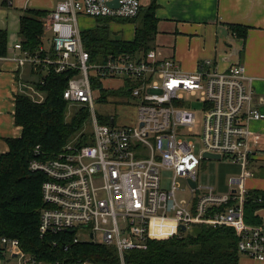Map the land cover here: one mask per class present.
I'll list each match as a JSON object with an SVG mask.
<instances>
[{"label":"built area","instance_id":"obj_1","mask_svg":"<svg viewBox=\"0 0 264 264\" xmlns=\"http://www.w3.org/2000/svg\"><path fill=\"white\" fill-rule=\"evenodd\" d=\"M4 1L12 5V0ZM113 1L119 7H112ZM141 7V0H61L45 18L49 47L31 53L17 42L13 49L19 55L12 50L0 56V61L30 66L41 75V85L51 73L74 72L63 98L90 112L91 142H69L50 158L42 157L37 147L29 163L32 172L45 177L40 235L73 233L75 244L114 246L118 264H125L126 252L145 250L150 240L173 238L182 226H226L239 237L242 255L264 262V218L259 225L247 224L244 218L246 180L253 176L247 169L254 155L252 126L264 120L256 78L243 65L221 70L210 60L205 62L210 68L184 72L177 60L161 58L155 48L145 55L121 54L93 62L84 48L80 17L134 19ZM106 80L121 82L114 89L126 105L134 104V124L98 118L95 101H100L101 92L95 86H104ZM193 103L202 104V109L197 111ZM197 112L202 113L200 127ZM198 127L200 133L195 134ZM193 138L199 141V153ZM204 153L243 164L236 193L219 194L214 187L198 184ZM163 170L172 173L168 189ZM180 179L186 189H181ZM0 247V264H45L25 253L17 239L2 237Z\"/></svg>","mask_w":264,"mask_h":264},{"label":"trees","instance_id":"obj_2","mask_svg":"<svg viewBox=\"0 0 264 264\" xmlns=\"http://www.w3.org/2000/svg\"><path fill=\"white\" fill-rule=\"evenodd\" d=\"M156 10V0H153L150 6L141 7L134 19L98 18L96 28L82 32L84 48L91 60L100 61L121 54L145 55L154 49L158 33ZM49 13L32 8L21 11L19 37L24 50L35 53L46 44L44 18ZM118 20L137 23L132 40L111 38L110 23ZM229 28L238 37L246 38V27L229 25ZM7 54L8 32L0 30V56ZM73 75L72 71L51 73L46 76L44 85L40 84L39 78H28L22 82H27L28 87L33 86L36 92L44 94L39 100H34L25 89H20L16 95L14 117L16 125L22 128V134L19 138L7 139L9 151L0 155V240L2 237L19 240L25 253L45 264L81 260L118 264L119 255L114 246L75 244L73 233L42 237L39 232L41 211L44 208L42 185L45 177L29 168L35 149L39 147L41 156L50 158L61 152L69 142L77 141L80 145L91 142L87 140L90 133L85 132L90 123L89 110L78 106L69 118L70 105L63 98ZM95 88L100 90V101L104 103L109 97L119 95V92L104 88L102 84H97ZM261 199L264 200V191L247 193L244 204L247 224L262 223L258 214L264 209ZM238 241L239 237L233 228L194 226L170 239L150 240L145 250L126 252L125 264H241ZM65 247L68 249L65 250Z\"/></svg>","mask_w":264,"mask_h":264},{"label":"crops","instance_id":"obj_3","mask_svg":"<svg viewBox=\"0 0 264 264\" xmlns=\"http://www.w3.org/2000/svg\"><path fill=\"white\" fill-rule=\"evenodd\" d=\"M59 1L12 0V5H8L0 0V30L8 32V51L13 50L19 55L13 46L17 42L21 43L19 30L22 10L32 8L51 13ZM152 1L141 0V5L146 8ZM156 4L158 33L154 46L161 58H174L184 72H195L200 66L210 68L205 65L207 60L221 70L243 65L246 73L256 78L257 105L264 111V0H156ZM90 19L97 22L95 18ZM136 24L120 20L110 23L111 38L132 40ZM229 25L246 27V38L235 35ZM33 73L36 74L28 65L0 61V155L9 151L7 139L21 137L22 128L16 125L14 117L15 98L20 89L28 90L22 86V82L28 78L30 80ZM38 76L40 79L41 75ZM252 132L254 155L251 163L262 167L264 172V120L254 123ZM241 167L244 172L245 167ZM239 180L232 178L231 183L238 184ZM247 182L248 179V192L264 191V182L251 185H247ZM227 188L228 185L224 187L226 192ZM258 214L264 218V209ZM240 259L241 264H264L242 254Z\"/></svg>","mask_w":264,"mask_h":264},{"label":"rangeland","instance_id":"obj_4","mask_svg":"<svg viewBox=\"0 0 264 264\" xmlns=\"http://www.w3.org/2000/svg\"><path fill=\"white\" fill-rule=\"evenodd\" d=\"M16 11V9L14 8ZM80 27L82 30L95 27L97 22L94 19H90L84 16H81L79 19ZM49 38V33H46V39ZM46 46L49 47L50 42L48 39L45 42ZM30 80H38L37 75H33ZM121 84L118 80H106L104 86L106 88H112L110 90H114L115 92H119V90H115V87H118ZM24 87L28 89L27 94L31 95V97L36 100L44 97L43 93L36 92L33 86L28 87L27 82L23 83ZM97 94V92H96ZM190 101L194 100V97L189 99ZM108 103H102L99 100L95 101L96 105V112L98 118L103 123H110L111 118H115L117 125H132L136 122V109L132 108L134 105L130 103L128 105L125 104L124 98L122 97L121 93H119L116 97L108 98ZM193 106L196 108L197 111L202 109V104H195ZM75 107V108H74ZM78 106L70 105L68 110L69 118L74 113ZM197 119L200 127V123L202 121V113L197 112ZM199 127L195 130V134H199ZM92 125L91 119L90 123L86 126L85 132L91 133ZM76 140V139H75ZM74 140V141H75ZM196 145V152L199 153V141L198 139H192ZM243 164L239 161H234L229 158H223L221 160H213V159H203L202 164L199 168L198 172V184L201 186H211L214 187L219 194H230L232 190L238 189V184H232V178H241V174L243 173ZM242 168V169H241ZM249 171L252 172L254 175L248 179L247 185H251L252 183H259L262 184L264 182V172L262 167H257L256 164L253 162L249 166ZM172 173L169 171H162V178H163V186L165 189L170 187V179ZM227 192L224 190V187L227 186ZM180 187L181 189H186V183L184 180L180 179ZM180 198H183V194L179 195ZM97 240H102V234L98 232Z\"/></svg>","mask_w":264,"mask_h":264},{"label":"water","instance_id":"obj_5","mask_svg":"<svg viewBox=\"0 0 264 264\" xmlns=\"http://www.w3.org/2000/svg\"><path fill=\"white\" fill-rule=\"evenodd\" d=\"M110 5L112 7H115V8L119 7L118 1H113V2L110 3ZM112 123H114V119H112ZM203 159L221 160L222 159V156L219 155V154H214V153H204L203 154ZM195 185L196 184L192 182V186L195 187ZM233 193H236V191L234 190ZM181 230L182 231H186L187 229H186L185 226H182L181 227Z\"/></svg>","mask_w":264,"mask_h":264}]
</instances>
